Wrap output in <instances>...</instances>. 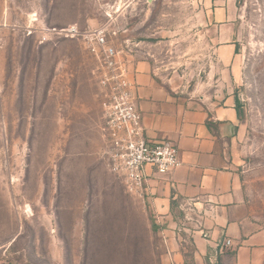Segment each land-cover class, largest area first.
<instances>
[{"label":"rangeland","instance_id":"374dc122","mask_svg":"<svg viewBox=\"0 0 264 264\" xmlns=\"http://www.w3.org/2000/svg\"><path fill=\"white\" fill-rule=\"evenodd\" d=\"M205 1L0 0L1 262L220 264L191 237L176 236L179 259H170L146 197L129 195L109 172L100 62L81 39L53 33L71 25L120 29L114 41L141 44L179 92L236 98L234 167L264 230V0H229L231 70L203 22Z\"/></svg>","mask_w":264,"mask_h":264},{"label":"crops","instance_id":"0c3cea01","mask_svg":"<svg viewBox=\"0 0 264 264\" xmlns=\"http://www.w3.org/2000/svg\"><path fill=\"white\" fill-rule=\"evenodd\" d=\"M205 2L203 22L208 31L218 33L212 39L214 48L231 70L236 48L232 4ZM129 41L122 61L127 64L144 134L153 142H172L180 150L181 166L165 176L153 166L145 167V200L161 225L170 259H179L175 239L179 236L194 239L200 256L213 254L220 264H260L264 230L250 218L234 167L240 132L236 98L179 92L151 60L140 55L141 44ZM189 203L195 211L185 206Z\"/></svg>","mask_w":264,"mask_h":264},{"label":"built area","instance_id":"2783aa9c","mask_svg":"<svg viewBox=\"0 0 264 264\" xmlns=\"http://www.w3.org/2000/svg\"><path fill=\"white\" fill-rule=\"evenodd\" d=\"M53 33L65 39H81L100 62V83L105 94L102 132L106 143V166L110 173L123 180L129 195L144 199L146 166H153L157 174L165 176L182 163L176 145L169 141L153 142L144 134L142 115L132 92L133 84L128 79L127 64L122 61L130 41H126L125 47L119 45L113 38L120 35L121 30H110L106 25L90 30L71 25ZM185 206L195 211L190 203ZM226 245L231 243L227 241Z\"/></svg>","mask_w":264,"mask_h":264},{"label":"trees","instance_id":"16d2710c","mask_svg":"<svg viewBox=\"0 0 264 264\" xmlns=\"http://www.w3.org/2000/svg\"><path fill=\"white\" fill-rule=\"evenodd\" d=\"M235 45H236V48H235V56H237V54H238V45H237V42H236ZM237 108H238L239 118H241V110H240V104L239 103L237 104Z\"/></svg>","mask_w":264,"mask_h":264},{"label":"water","instance_id":"95a60500","mask_svg":"<svg viewBox=\"0 0 264 264\" xmlns=\"http://www.w3.org/2000/svg\"><path fill=\"white\" fill-rule=\"evenodd\" d=\"M0 264H5V263L0 261Z\"/></svg>","mask_w":264,"mask_h":264}]
</instances>
